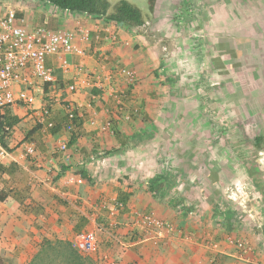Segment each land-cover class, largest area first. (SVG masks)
I'll use <instances>...</instances> for the list:
<instances>
[{
	"label": "crops",
	"instance_id": "crops-1",
	"mask_svg": "<svg viewBox=\"0 0 264 264\" xmlns=\"http://www.w3.org/2000/svg\"><path fill=\"white\" fill-rule=\"evenodd\" d=\"M35 4L37 9L28 13L23 7L15 6L29 29L44 27L51 31H69L77 45L85 50L84 57L68 58L70 68L67 72L57 71L65 84L56 93L61 95L65 92L63 104L69 103L76 108L83 122L81 136L70 144L71 132L64 126V111L60 109V103L56 102L53 106L44 103L48 100L47 93L37 90L34 108L48 105L51 109L52 106L53 121L60 123L61 128L51 134L41 126L29 136L30 140H24L21 133H13L20 123L19 117L25 114L27 108L22 105L10 108L19 122L7 141L8 156L2 162L6 170L0 174V190H9L7 193L10 194L4 202H0V251H12L8 252L11 255L18 252L19 255L24 252L34 255L36 248L32 246L33 239L40 234L51 238L62 230L61 218L69 208L62 202L66 198L71 201L78 197L85 205L89 203L88 208H92L96 202H120L119 199L125 197L126 213L120 222H125L126 226L118 229L120 234L125 235L122 239L126 241L122 243L126 250L123 264H264V198L258 196L262 193L260 181L252 175V169L263 168L262 165L244 156L247 153L241 147L228 148L230 152L209 145L208 127L206 132L198 129L190 132L197 142L191 140L178 144L179 138L187 135L175 129L180 116L175 110L174 99L164 91V87L144 83L145 74L148 75L154 65L134 50V40L128 34L130 32L82 14L61 11L46 3ZM228 50L233 52L234 47ZM104 53L110 57L107 63L102 60ZM49 63L57 68L54 58ZM118 64L135 69L140 83L132 91L139 92L146 105L155 103L158 110L157 114H152L146 108L148 124L141 123V129L135 125L124 135L128 140L127 145L130 141L141 139L143 145H126L116 153L105 154L104 149L107 151L118 147L110 128L103 129V125L109 123L108 111L113 101L110 90L124 85L119 76L113 75L111 86H108V82H111L108 75ZM218 71L233 74L224 69ZM150 78L148 76V80ZM97 82L100 86L92 87ZM71 84L75 85L73 91L68 90ZM203 88L197 97H192L195 98L192 104L197 105L195 120L199 116H208V110L203 108L214 100L209 97L214 87L207 84ZM232 88H235V84L224 87L227 93ZM154 92L162 94V97L152 99ZM255 93L254 98H264L263 81ZM32 117L36 121L34 114H30L29 118ZM200 137H205L206 142L199 143ZM64 143L66 148L62 150L60 147ZM30 149L32 153L28 154ZM125 151L131 156L128 183L107 176L110 164L102 156L118 157ZM147 153L156 160L149 163ZM225 153L228 155L224 156ZM230 154L239 155L236 162L229 158ZM140 155H143L142 160ZM158 156H161L160 162ZM166 158L170 159L169 171L164 166ZM62 167L66 168L64 172ZM76 171L86 173L91 182L77 178ZM242 186H247L254 193L245 205L232 201L228 195L232 188L241 189ZM70 201L66 202L75 207ZM20 202L30 205L26 211L21 210ZM108 206L111 209V205ZM128 211L150 214L168 223L171 229L162 235L163 238H157L154 231L143 237L135 236L130 230L136 225H131L132 218ZM78 212L87 218L85 209L73 211L74 215ZM127 222L130 223V230ZM75 225L76 221L69 231L74 233ZM238 244H242V248ZM128 247L131 249L127 250Z\"/></svg>",
	"mask_w": 264,
	"mask_h": 264
},
{
	"label": "rangeland",
	"instance_id": "rangeland-1",
	"mask_svg": "<svg viewBox=\"0 0 264 264\" xmlns=\"http://www.w3.org/2000/svg\"><path fill=\"white\" fill-rule=\"evenodd\" d=\"M129 1L141 9L145 19L143 27L128 33L134 40L133 48L154 65L148 75L145 74L144 83L154 84L155 87H164L165 90L162 89L169 94L170 98L174 99L175 110L180 116L178 119L180 121L175 129L187 135V137L179 138L178 144H186L191 140L192 142L196 141V137L193 138L190 132H193L194 129L205 131L208 127L209 140L200 137L198 138L199 143H204L207 140L209 145L224 148L230 152L231 150L228 148L234 146L243 148L242 151L247 153L243 154L244 156H248L263 167L252 169V175H255L260 181L262 193L258 196L263 199L264 98H258L259 105L258 99L254 97L258 86L262 81L264 82V0H155L153 8H150L148 0ZM35 3L29 0H0V14L6 13L8 9H13L20 16L22 13L15 9V6L23 7L28 13L37 9ZM231 46L234 47V53L228 50ZM234 58L237 60V66L233 68V74L219 73L218 70L228 71V68L236 65ZM109 59L110 57L104 62L107 63ZM118 65L117 67H126L135 72L131 66ZM218 65L221 68H218ZM115 69L116 67L110 74H113ZM148 76L151 77L149 79L151 82H149ZM57 78L56 83L48 90L46 94L48 100L44 103L52 106L56 102L60 103V109L64 111L65 115L64 101H62L65 92L56 95L58 90H61V83H64V80L59 74H57ZM136 78L135 86L140 83L137 74ZM111 83L112 81L108 82V86H111ZM207 84L214 87L209 95L214 100L203 108L208 110V116L204 118L199 116L195 120L197 113L194 111L197 109V105L192 104V99H195L192 97H197V94L199 95L204 89L203 85ZM229 84H235V88L227 93L224 87L227 88ZM129 89L123 85L119 89L110 90V98H113V101L111 100L107 121H116L118 129L123 135L130 132L135 125L141 129V123L148 124L146 108L151 110L152 114H157L158 110L155 103L146 105L139 92L131 91L129 95L127 93ZM151 95V98L156 100L162 97V94H155V92ZM114 96L119 99V104L116 103ZM54 108L53 110H55ZM30 114L32 112L27 108L25 114L19 117L20 123L14 133L12 131L14 135L21 133L24 140H30L27 134L37 126L33 117L29 118ZM258 136H261L262 139L256 143L255 139ZM134 144L143 145L144 142L142 139L130 141L127 146L133 147ZM227 155L228 153L224 154V156ZM102 156L107 159V164H110L107 170L110 173H106L107 176L128 183L127 178L130 173L128 162L131 157L129 153L125 151L118 157H108L105 154ZM146 156L149 157V163L151 160H156L148 153ZM238 156V154H230L229 158L236 162ZM142 158L143 155H140V160ZM158 158L160 162L161 156ZM166 160L164 166L170 169V159L166 158ZM140 172L142 171L140 170ZM232 189L228 195L233 199L232 201L240 203V205H245L247 199L251 198L252 194L254 195L247 186H242L241 189ZM66 199L63 202L69 208L67 207L66 215L61 218L62 230L60 232L55 233L51 238L42 234L33 235V237L37 236L31 242L32 246L36 248L34 255L30 252H24L22 255H19L18 252L11 255L9 253L12 251L3 249L0 251V264H123L122 260H124L126 250L122 247V243L126 241L122 239L125 235L120 234L118 229L126 226L125 222H120L123 214L126 213L124 208H114L115 201L113 203L101 202V204L96 202L91 206L92 208H88L89 203L85 205L78 197L73 198L72 202L68 198ZM66 201H70L75 207ZM108 204L111 205V209ZM74 209L78 211L85 209L86 211L89 220L88 229L95 234L97 239L95 252H84L76 238L79 233L75 234L69 231L73 223L78 220L76 214L73 213ZM127 214L132 218L131 225H136L133 230H130V223L127 222L131 234L145 236L146 229L141 224L137 225L136 221L139 217L151 215L140 212L131 213V211H128ZM127 237L129 238V236ZM115 239L120 241L117 242ZM129 249L131 248L128 247L127 250Z\"/></svg>",
	"mask_w": 264,
	"mask_h": 264
},
{
	"label": "built area",
	"instance_id": "built-area-1",
	"mask_svg": "<svg viewBox=\"0 0 264 264\" xmlns=\"http://www.w3.org/2000/svg\"><path fill=\"white\" fill-rule=\"evenodd\" d=\"M85 55V50L77 45L69 31H51L44 27L29 29L16 11L8 10L0 14V112L3 113L15 105H22L34 114L37 124L46 129L52 128L54 123L48 121L52 113L47 105L34 108L37 101L35 93L37 90L42 92L45 86L52 87L57 81V71L65 73L69 70L70 56L84 57ZM51 58L57 62V68L50 65ZM108 58V55L103 54V61ZM113 75L119 76L124 86L135 87L136 74L129 68L116 67L109 79ZM97 86H100L98 82L92 85V87ZM68 90H75V85H69ZM114 97L119 104L117 96ZM64 109L67 115L65 128L67 131H72L75 127L72 112L74 107L66 103ZM109 126L110 124L106 123L103 129ZM4 130L11 135L13 128L5 126ZM60 148L64 150L66 143ZM27 153L31 154L32 150H28ZM7 156L8 151L0 144V164ZM114 208L123 209L124 204L115 201ZM136 223L141 224L147 234L154 231L157 238H163L162 235L171 229L168 223L152 216L139 217ZM76 238L84 252L91 253L97 250V239L93 232L79 233ZM238 246L242 248V244Z\"/></svg>",
	"mask_w": 264,
	"mask_h": 264
},
{
	"label": "trees",
	"instance_id": "trees-1",
	"mask_svg": "<svg viewBox=\"0 0 264 264\" xmlns=\"http://www.w3.org/2000/svg\"><path fill=\"white\" fill-rule=\"evenodd\" d=\"M36 3H46L49 5L54 6L57 9H60L62 11L68 12V13H77L82 14L86 17L101 20L105 22L106 24H112L115 27H120L125 29L128 32H132V30L139 29L144 26L145 19L143 16V13L141 9L130 2L129 0H29ZM150 8H153V4L155 0H148ZM235 57V56H234ZM230 68H228V71H232L233 68L237 66V60L234 58V64ZM218 68H221V66H217ZM65 83H61V89L64 88ZM70 84V83H69ZM53 86V85H52ZM50 89L49 86H45L43 88V92L47 93ZM133 88H130L127 90V93L130 95ZM47 107L50 109V107L47 105ZM65 110V109H64ZM51 111V109H50ZM74 114V129L71 132V137L69 140V143H74L77 138L81 136V125H82V117L80 116L79 112H77L76 108L72 110ZM52 113V112H51ZM50 119L48 121H52L54 123L53 127L48 129V131L51 134H54L58 132L61 128L60 123H55L52 118V114L49 117ZM65 119V127L67 123V115L65 113L64 115ZM19 118L16 115H13L9 109H6L3 113L0 112V144L4 148L7 147V141L10 137L5 130V126H9L10 128H13L18 124ZM116 121H109L110 124V130L118 144L117 148H112L110 150L105 151V154H112L116 153L119 150H121L123 147H125L128 143V140L123 135V133L118 129ZM42 125L37 124V126L31 130L27 136H31L34 131L41 128ZM29 138V137H28ZM262 139L261 136L256 137V143L260 142ZM66 168L62 167V171L64 172ZM5 168L2 164H0V174L5 172ZM166 171H169L167 168ZM61 174V173H60ZM78 176L81 180L90 183L91 179L88 177L86 173L83 171H77ZM10 196L9 193L1 191L0 192V202H4L5 199ZM13 198H16L15 195H12ZM121 203L124 204L125 207V197H122L119 199ZM63 202V201H62ZM65 206L67 204L63 202ZM19 206L21 210L24 212L26 211V208L30 205H25L22 202L19 203ZM76 217L78 218L76 225L74 226V233H82V232H89L88 226H89V220L82 216L81 214L76 213Z\"/></svg>",
	"mask_w": 264,
	"mask_h": 264
}]
</instances>
